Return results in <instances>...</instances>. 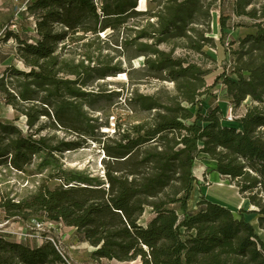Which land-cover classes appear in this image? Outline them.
<instances>
[{
	"label": "trees",
	"instance_id": "obj_1",
	"mask_svg": "<svg viewBox=\"0 0 264 264\" xmlns=\"http://www.w3.org/2000/svg\"><path fill=\"white\" fill-rule=\"evenodd\" d=\"M200 1L158 3L160 9L153 14L157 30L149 33L136 22L148 14L138 10V0H33L25 8L34 18L36 42L29 43L12 32L4 38L15 39L16 58L29 70H12L21 82L16 92L2 88L0 96L7 106L22 108L26 126L33 133L25 136L12 124L0 122V166L25 173L36 158L34 174L47 171V178L58 184L49 188L42 180L19 201L4 199L0 208L7 219L42 215L51 225L74 229L91 247L93 259L110 264L136 259L141 264H264V238L246 222L241 209L236 218L231 210L204 198L197 203L198 210L189 211L187 206L198 184L193 169L204 155L215 163L216 173L235 182L239 195L248 193L256 207L251 213L258 216V228L264 231V199L257 198L264 193V136L260 132L264 128V4L256 0H235L233 4L232 13L250 20L255 32L238 41L240 49L231 51L230 75L236 80L224 72L218 79L233 107L247 97L257 105L231 122L219 119L218 107L203 113L199 97L204 81L195 65L153 50L158 59H146L145 65L177 84V100L163 105L152 97L136 96L135 107L155 110L154 115L137 124L117 123L108 136L100 132L103 124L84 110L86 105L94 111L100 100L119 95L110 92L103 96L84 89L93 78L117 73L115 66L98 61L102 48L108 46L97 51L82 46L84 59L77 64L64 57L71 44L85 40L107 43L100 34L110 31L112 37L122 28L135 34L130 41V46H136L131 60L144 57V46H156L180 29L199 12ZM226 19L218 18L221 34ZM144 39L152 43L144 44ZM41 117L73 139L41 136V126H35ZM97 133L106 136L99 141L104 176L63 170L58 157L82 148ZM146 210L151 216L142 225ZM0 264L65 262L46 237L43 244L32 247L0 235Z\"/></svg>",
	"mask_w": 264,
	"mask_h": 264
},
{
	"label": "rangeland",
	"instance_id": "obj_2",
	"mask_svg": "<svg viewBox=\"0 0 264 264\" xmlns=\"http://www.w3.org/2000/svg\"><path fill=\"white\" fill-rule=\"evenodd\" d=\"M32 1L0 0V90L7 88L11 92H16V87L21 82V78L12 70L23 72L29 70L16 58L15 48L17 44L15 39H6L4 36L7 32H12L29 43L36 42L33 28L34 18L25 10ZM256 1L264 4V0ZM164 2L165 0L157 2L138 0V10L147 11L148 14L136 19V22L144 25V31L147 33L157 30L155 25L156 18L153 17V14L160 9L157 8V4ZM234 2L235 0H201L198 3V6H200L199 12L195 13L192 19L187 20L183 26L181 25L180 29L165 36L163 41L156 46H144V57L141 56L133 60H131V53L136 46H130V41L135 34L128 29H120L112 37L111 35L108 36L111 33L110 31L100 34L101 40L104 37L105 40H109L107 43L104 42L105 44L97 40H85L71 44L70 49L65 51L64 57L66 60H73L74 64L81 62L84 59L82 55L86 50L82 46H88L90 51H97L101 46H108L102 48V55L98 61L104 64L108 63L109 67L115 66L118 68L115 75L104 79L93 78L88 83V86L84 88L86 91L101 92L104 94L103 96L110 92H118L116 94H119L105 97L97 102L94 106V111L90 110L86 105L84 106V110L90 113L91 117L98 119V124H103L100 132L112 136L117 123L125 126L126 124L148 121L154 115L155 110L141 111L135 107L133 100L138 95L152 97L163 105H170L177 100V84L170 81L165 73L150 72L148 66L145 65L146 59H158V56L153 55V50L168 55L172 59L181 60L185 64L195 65L200 70L199 76L204 81L202 83L203 87L200 89L202 95L199 97L203 113H209L212 109L218 107L220 115L223 114L225 105L230 100L226 95L222 79H218V77L224 72L229 79L236 80L234 75H230L234 64V56L231 51L240 49L238 41L246 35L255 32V29L251 28L252 22L250 20L236 17L232 13ZM219 16L227 18L222 34L218 24ZM131 23L129 22L128 26ZM153 25L154 28L152 29L151 26ZM142 42L151 44L152 40L144 39ZM83 64L86 65L87 61L85 60ZM120 74L123 75L120 76ZM1 95L3 94L1 93ZM253 105H257V103L252 102L247 97L240 106L234 107L236 117L244 116L247 109ZM21 109V107L10 108V106L0 100V118L11 114L14 119L7 124H12L21 130L25 136H28L33 132L30 129L27 132H23L26 119L23 117ZM195 110V107L191 108L192 112H195ZM104 124H107V129L104 128ZM35 126H41V136L54 137L55 140L62 138L73 139V136L65 131L54 129L50 121L44 117H41ZM260 132L264 136V128H261ZM104 139H106V136L104 137L97 133L82 148L61 154L58 158L63 170L85 173L94 178H102L106 166L99 141ZM200 157L202 155L198 159ZM201 160L209 161L207 157H202ZM37 163L38 159L35 158L25 173H18L8 165L0 166V203L4 199L14 202L19 201L32 193L42 180L49 188H53L58 184L57 181L47 178V171L40 175L34 174L36 173L35 166ZM207 170L205 174H210V170L208 172ZM218 178L224 183L223 185H217L216 182L211 184L213 179H207L203 174L200 177L201 183L198 188L195 186L194 188L195 190L198 189L199 193L204 192L205 200L231 210L236 217V213L240 208L244 212L243 216L246 222L258 218V216L251 213L256 210V207L249 201L248 193L239 195L235 182H231L224 177L218 176ZM206 183L211 185L203 189L202 187H206ZM200 195L202 196V193ZM259 197L264 199V193L260 192L257 198L259 199ZM200 199V197H197L198 202ZM150 216L149 210H146L141 217V224L144 225ZM6 220V214L0 208V225L5 223ZM35 220H38V223L41 224L39 228L35 226ZM255 228L254 231L257 234L258 225ZM1 230H4L3 236L10 241H20L15 235H11L12 232L35 233L36 237L31 239L29 243L32 247L43 244L44 237L51 238L58 244L70 264H110L106 260L96 261L93 259L91 257V247L74 229H67L62 225H51L46 220H43L42 215L25 214L20 215V217H10L8 223ZM7 232L11 233L8 234ZM121 264H127V262Z\"/></svg>",
	"mask_w": 264,
	"mask_h": 264
},
{
	"label": "crops",
	"instance_id": "obj_3",
	"mask_svg": "<svg viewBox=\"0 0 264 264\" xmlns=\"http://www.w3.org/2000/svg\"><path fill=\"white\" fill-rule=\"evenodd\" d=\"M11 114H8L7 116L4 115V118H0V122L3 123V124H7L8 122H12V120L14 119L13 116ZM16 123V122H15ZM202 157H206L204 155H202ZM202 157H200L199 161H197L195 163V166H194V169H193V174H194V177L196 178V181H197V185H194L196 188H198V185L201 183V180H200V177L204 174V177H206L207 179H213L211 181V184H214L216 182V184L218 185V176L219 177H222L220 176L218 173L214 172V169H215V163L214 162H211V161H207V160H201ZM209 168V169H208ZM210 170V174H205V171L206 170ZM207 170V172H208ZM223 178V177H222ZM207 184V183H206ZM206 187H202L203 189L204 188H207L208 186H210L209 184L206 185ZM201 191V190H200ZM200 193H202V196L200 195ZM199 193V190H195V188H193L192 192H191V195H190V199L188 201V210L189 211H195V210H198V206H197V203H198V200H197V197H200V198H204V192H200ZM191 196H192V199H191ZM241 207V206H240ZM240 209V208H239ZM238 210V209H237ZM236 217V216H235ZM238 218V216L236 217ZM252 220H255L256 222V225H258V222H257V218H254ZM252 220L250 222H248L249 224H251L254 229L255 226L254 224H252ZM258 230V237L260 239H263L264 238V231L263 230H260L259 228L257 229Z\"/></svg>",
	"mask_w": 264,
	"mask_h": 264
},
{
	"label": "built area",
	"instance_id": "obj_4",
	"mask_svg": "<svg viewBox=\"0 0 264 264\" xmlns=\"http://www.w3.org/2000/svg\"><path fill=\"white\" fill-rule=\"evenodd\" d=\"M0 100L3 101V98L0 96ZM4 102V101H3ZM11 108V107H10ZM219 119L221 120H225V121H228V122H231L233 120H235L237 117L235 115V112H234V107L232 106V104H230L229 102L226 103L225 105V111L223 114H219L218 115ZM28 131V128L26 125H24V130L23 132H27ZM208 185V184H206ZM9 221V219L6 220L5 223H3L2 225H0V235H3L4 233V230H1V228H3L5 226V224H7ZM35 226L37 228H39L41 226V224L37 223V222H34ZM8 234H10L11 232H7ZM11 235H15L21 242H26V243H30L31 239L35 238L36 235L35 233H11ZM47 240H49L53 245L54 247L56 248V250H58V252L61 254L65 264H70L68 258L61 252L58 244L51 238H48L46 237ZM103 259H100V260H96V261H102ZM127 264H141L140 260L139 259H136V260H132V261H129L127 262Z\"/></svg>",
	"mask_w": 264,
	"mask_h": 264
},
{
	"label": "bare ground",
	"instance_id": "obj_5",
	"mask_svg": "<svg viewBox=\"0 0 264 264\" xmlns=\"http://www.w3.org/2000/svg\"><path fill=\"white\" fill-rule=\"evenodd\" d=\"M123 74H120V76H122ZM224 183L218 178V185H223ZM252 224H254V226L256 227V222L255 220H252L251 222Z\"/></svg>",
	"mask_w": 264,
	"mask_h": 264
}]
</instances>
